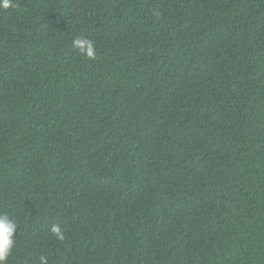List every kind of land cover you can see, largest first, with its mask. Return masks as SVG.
<instances>
[{
	"label": "trees",
	"instance_id": "trees-1",
	"mask_svg": "<svg viewBox=\"0 0 264 264\" xmlns=\"http://www.w3.org/2000/svg\"><path fill=\"white\" fill-rule=\"evenodd\" d=\"M13 3L0 8L8 264H264V0Z\"/></svg>",
	"mask_w": 264,
	"mask_h": 264
},
{
	"label": "clouds",
	"instance_id": "clouds-1",
	"mask_svg": "<svg viewBox=\"0 0 264 264\" xmlns=\"http://www.w3.org/2000/svg\"><path fill=\"white\" fill-rule=\"evenodd\" d=\"M15 7L13 0H0V8ZM72 47L79 54L86 56L89 60L96 58L95 42L87 37L79 36L72 41ZM18 222L8 214H0V264H8V258L12 254L17 244ZM52 236L63 242L66 239L65 230L58 223H53L50 227ZM40 264H48L46 256L40 257Z\"/></svg>",
	"mask_w": 264,
	"mask_h": 264
}]
</instances>
